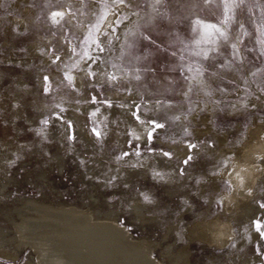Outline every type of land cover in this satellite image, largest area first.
Listing matches in <instances>:
<instances>
[{
	"label": "rangeland",
	"instance_id": "obj_1",
	"mask_svg": "<svg viewBox=\"0 0 264 264\" xmlns=\"http://www.w3.org/2000/svg\"><path fill=\"white\" fill-rule=\"evenodd\" d=\"M118 4L137 18L122 29L128 15L121 10L105 26ZM206 21L216 23L215 29H205ZM82 70L86 88L75 80ZM262 89L264 0H0V134L14 130L8 118L18 99L23 112L37 118H73L71 107L95 99L92 104L105 111L90 109L83 118L100 119L116 165L137 168L144 154L169 152L152 161L162 177L136 175L125 190L155 204L148 212L158 222L148 231L137 228L140 238L159 243L149 256L160 264H170L159 252L167 242L176 249L188 246L191 264H264V237L255 227L257 220L264 223V208L243 221L225 210L223 196L231 184L221 173L223 158L213 159L219 149H240L254 139L250 128L264 123ZM115 92L123 96L117 99ZM128 113L147 124L144 141L125 122ZM17 119L21 126L27 121ZM121 134L127 135L123 143ZM174 146L189 153L181 159ZM175 166L182 182L169 194L165 177ZM253 186L260 206L264 179ZM216 217L231 220L232 241L223 246L190 241L193 224ZM244 237L246 242L236 244Z\"/></svg>",
	"mask_w": 264,
	"mask_h": 264
},
{
	"label": "water",
	"instance_id": "obj_2",
	"mask_svg": "<svg viewBox=\"0 0 264 264\" xmlns=\"http://www.w3.org/2000/svg\"><path fill=\"white\" fill-rule=\"evenodd\" d=\"M0 264H146L100 119L29 118L0 146Z\"/></svg>",
	"mask_w": 264,
	"mask_h": 264
},
{
	"label": "bare ground",
	"instance_id": "obj_3",
	"mask_svg": "<svg viewBox=\"0 0 264 264\" xmlns=\"http://www.w3.org/2000/svg\"><path fill=\"white\" fill-rule=\"evenodd\" d=\"M121 10L126 12L128 15V19H125V21L123 22L124 26L121 27L122 29L125 26L128 27L131 24V21L137 18V13L126 11V7H124L123 5H119L117 9L109 10L105 18V26L110 27V25L117 20V17ZM56 11L57 10H55V12ZM59 12L63 13V8ZM65 12L66 11H64V13ZM53 13L54 12H52V14ZM25 23V20H20L21 25H24ZM215 25L216 23L212 21L203 22V26L205 29H215ZM119 41L120 36L119 38H117L118 44ZM22 62L26 63V59H24ZM85 72V70H82L75 73V80L77 85L83 88L87 87L84 83ZM99 76V78H101V74H99ZM20 86L26 93L32 94L30 86H23V83H20ZM111 95H116L117 99H119L120 96H123L122 93L117 92ZM5 97L7 100H9L8 93H6ZM14 100L16 101L17 99L13 98V101ZM13 101H10L12 105H14L15 103ZM16 103L17 105L13 106L14 115H11V117L8 118V121L10 122L14 130L11 131L9 135L5 133L0 134V146L21 127L17 118L24 117L27 120L29 118H37L36 116H28L23 112L21 99H18ZM92 103L93 102L91 101H85V103L81 104L80 107H71L73 109L72 111L74 112L72 117L83 118V114L86 113L85 111H89L90 109H96L97 112L105 111V108H102V110H100V107H97V105H93ZM114 109L123 112V108L121 106H116L114 107ZM128 114L129 116H127L125 122L131 123L134 136L141 138V140L144 141L147 134V124L140 123L139 121L131 117L130 113ZM111 129L113 132H115L114 128ZM250 135H252L254 139L248 140L246 144L240 147V149H219L218 151H216V154L213 157L214 160L218 155L223 158L225 165L221 173H223L222 176L228 179L231 184V191L227 192L223 196V207L225 210H233L231 212L234 213V217L239 218V221L251 220L260 211V206H258L254 200L257 192L256 186H253V184L255 179L257 178L264 179V123L257 124L256 126L250 128ZM126 137V134L119 135L120 143H123ZM221 140L225 139L221 137ZM173 148L176 154H178L181 159H183L189 153V149L187 148H179L177 146H174ZM155 157L164 159L165 155L158 152H149L147 154H144V156L142 157L143 159H138L139 163L141 164L137 168L117 165L125 190H128L129 187L134 186L133 182L137 180L136 175H148L158 179L162 177V175L160 174L164 172L162 171V168H160V172H155L154 170V163L152 161ZM170 170L172 175H167L165 179L169 183L167 185L169 194H174V191L179 188L178 185L181 184L182 179L176 178V176H178L179 174L176 166L174 168H171ZM129 198L131 205H133V211L136 214L135 220L137 222V227H139L141 231H148L152 225L158 222V219L150 215V213L148 212V210L152 211L155 209V204L146 198L139 199L134 197L133 195H129L128 199ZM176 228V226L172 228V231L175 235H177V231H175ZM188 235L190 237V241L202 240L209 244H213L214 246H223L228 241H232L236 237L235 229L232 226L231 220L228 218L222 220L219 217L207 221L201 220L199 222H196L189 229ZM147 239L149 238H140L146 264H160L149 256V252L152 248H157L158 250L159 243L153 240L148 241ZM242 241L246 242V237L240 239L236 244L241 243ZM162 249H164V251L159 252H162L163 257L166 256L167 258H170V264H191L188 260V255L190 252L188 246L176 249L172 242H167ZM239 264L245 263L244 261H240Z\"/></svg>",
	"mask_w": 264,
	"mask_h": 264
},
{
	"label": "snow or ice",
	"instance_id": "obj_4",
	"mask_svg": "<svg viewBox=\"0 0 264 264\" xmlns=\"http://www.w3.org/2000/svg\"><path fill=\"white\" fill-rule=\"evenodd\" d=\"M114 2L124 3L125 0H114ZM54 15H56V16H62L63 13L57 12V13H55ZM209 27H211V26H209ZM102 50H103V49H101V51H102ZM89 59H91V57H89ZM48 79H49V78H48L47 76L44 77V80H45V81H47ZM261 91H264V89H262ZM92 102L95 103V102H96L95 99H93ZM57 119H60V117H57ZM137 119H139V117H137ZM46 122H47V121H45V123H46ZM68 126L71 127L70 122H68ZM155 127H156V128H159V127H161V125L156 124ZM92 131H93V133H94L97 137H99V135H100L99 132H97L95 129H92ZM192 147L194 148L195 145H193ZM125 155H129V153H125ZM164 155H165V156H169L170 153H169V152H164ZM191 159H192V157H191V156H188V157L184 160V163H185V164H188L189 161H191ZM146 199H147V197H146ZM260 207H261V208H264V204H261ZM255 227H256L257 233H258L261 237H264V231H261V229H264V223H261L259 220H257V221H255Z\"/></svg>",
	"mask_w": 264,
	"mask_h": 264
}]
</instances>
